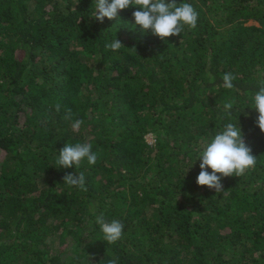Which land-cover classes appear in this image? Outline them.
Masks as SVG:
<instances>
[{"label": "trees", "instance_id": "trees-1", "mask_svg": "<svg viewBox=\"0 0 264 264\" xmlns=\"http://www.w3.org/2000/svg\"><path fill=\"white\" fill-rule=\"evenodd\" d=\"M181 3L196 27L161 40L136 7L100 23L95 0H0V264H264V0ZM229 122L257 162L216 193L198 158ZM66 143H90L96 164L58 168ZM75 172L86 192L64 184ZM101 213L124 225L116 243Z\"/></svg>", "mask_w": 264, "mask_h": 264}, {"label": "clouds", "instance_id": "clouds-1", "mask_svg": "<svg viewBox=\"0 0 264 264\" xmlns=\"http://www.w3.org/2000/svg\"><path fill=\"white\" fill-rule=\"evenodd\" d=\"M131 7L138 9L132 13L135 24L139 25L142 31L151 30L152 34L161 40L180 35L185 25L193 29L197 25L198 13L194 7L189 3H181L177 6V0H95V20L103 23L105 17L109 20L117 19L120 10ZM122 46V43L115 39L105 47L116 51ZM234 79L231 73H225L222 77L223 87L232 89ZM54 107L59 112L61 105L57 103ZM252 107L259 113L255 123L261 132H264V80L259 82ZM223 108L225 115L231 117L233 104L225 103ZM65 118L71 119L70 109L67 110ZM83 123L80 119L75 120L72 124L73 130H79ZM91 148L90 143L75 145L66 143L56 159L58 168L68 169L73 166L79 168L85 160L89 165H95L98 156ZM198 160H200V173L197 176V184L214 189L216 193L224 192L222 178L233 175L240 177L246 171L253 169L257 162L251 148L245 144L240 126L231 122L202 144ZM209 168L212 170L211 173L207 171ZM218 173L220 175H217ZM63 179L64 184L87 191L83 172L66 174ZM95 223L99 225L104 234V241L108 244L116 243L122 238L124 225L119 220L108 222L101 213L96 216ZM110 264H116L115 260L110 261Z\"/></svg>", "mask_w": 264, "mask_h": 264}, {"label": "rangeland", "instance_id": "rangeland-1", "mask_svg": "<svg viewBox=\"0 0 264 264\" xmlns=\"http://www.w3.org/2000/svg\"><path fill=\"white\" fill-rule=\"evenodd\" d=\"M247 24H248V25H252V24L255 25V24H257V22L251 20V21H249ZM147 140H148V142H149L150 144H153V142H154V140H155L154 134H152V133L148 134V135H147Z\"/></svg>", "mask_w": 264, "mask_h": 264}]
</instances>
